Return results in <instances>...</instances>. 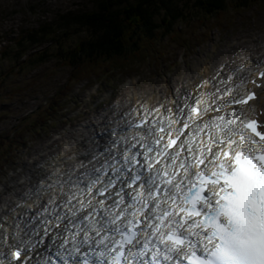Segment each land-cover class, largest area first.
I'll return each instance as SVG.
<instances>
[{
	"label": "snow or ice",
	"instance_id": "1",
	"mask_svg": "<svg viewBox=\"0 0 264 264\" xmlns=\"http://www.w3.org/2000/svg\"><path fill=\"white\" fill-rule=\"evenodd\" d=\"M248 63L127 112L82 100L76 146L0 184V264H264V109L249 103L264 64Z\"/></svg>",
	"mask_w": 264,
	"mask_h": 264
},
{
	"label": "rangeland",
	"instance_id": "2",
	"mask_svg": "<svg viewBox=\"0 0 264 264\" xmlns=\"http://www.w3.org/2000/svg\"><path fill=\"white\" fill-rule=\"evenodd\" d=\"M100 1L0 0V44H9L21 31L47 26L51 28L53 25L54 29H51L48 37L46 34L47 39L43 44L31 52L49 47L50 41L54 39L73 45L84 39L86 33L71 18L97 9ZM106 1L109 5V0ZM111 1L115 7L124 6L118 5L119 1L124 0ZM234 1L227 0L228 8L224 12L206 20L202 18L204 13L196 0H175L176 8H181L191 22L190 25L178 23L175 35L178 32L187 33V38L189 33L196 31L197 37L190 40L191 43H186L192 49L185 52L183 41L173 43V36L160 49L162 57L156 63L145 62L137 69L111 73V77L101 76L100 70H95L84 80L72 81L68 95H56L53 124L42 131L35 132L33 128H24L22 124L28 115L34 114L36 108L44 106L48 98L64 89L62 87L69 82L72 70L57 60H50L34 70L25 68L22 71H19L20 67L24 68L25 65L20 66V63L12 61L1 62L0 135L6 138L16 133L18 127L24 128L22 137L25 142L11 158L0 163V184L12 174L10 165L19 170L24 164L39 162L42 156L51 154L47 151L50 146L63 141L75 147V141L71 138L81 130L73 126L85 119L82 114L84 103L96 101L100 108L111 107L116 112H127L137 100L153 99L154 96V99L162 100V95L155 94L167 91L169 87H184L207 78L215 74L222 64L226 65L224 75H231L227 69L235 66L232 61L239 64L249 59L253 61L252 65L264 63V1L243 11L230 8ZM63 18L67 29L58 25Z\"/></svg>",
	"mask_w": 264,
	"mask_h": 264
},
{
	"label": "trees",
	"instance_id": "3",
	"mask_svg": "<svg viewBox=\"0 0 264 264\" xmlns=\"http://www.w3.org/2000/svg\"><path fill=\"white\" fill-rule=\"evenodd\" d=\"M262 1L264 0H235L230 8L243 11ZM196 2L204 13L202 18L206 20L228 8L227 0H196ZM120 4L124 6L115 7L111 0L109 5L106 0H102L97 9L73 16L71 20H74L78 28L86 33L84 39L76 41L73 45L66 44L64 40L54 39L50 41L49 47L46 46L39 52L32 53L34 48L42 45L47 39H45L46 34L47 37L50 35L49 32L54 29L53 25L51 28L47 26V28L21 31L17 38L9 41V44H0V64L4 61H12L20 63V66L25 65L24 68L20 67L19 71L25 68L34 70L50 60H57L72 70L69 82L67 80L68 83L62 87L64 89L48 98L46 104L34 114L28 115L23 122L24 128H33L35 132L47 129L54 118L53 103L56 95L58 93L68 95L70 92L68 87L71 86L72 81L89 77L95 70L107 74L137 69L145 62L156 63L162 57L160 49L173 36V43L183 41L185 52L192 49L187 47L186 43H191L190 40L197 37L196 31L189 33L187 38V33L178 32L175 35L178 23L191 24L183 10L176 8L175 0H132L131 3L124 0L119 1L118 5ZM64 20L65 18L58 25L67 29ZM202 28L203 26L200 27L201 30ZM24 128L17 129V132L11 136L0 139V163L11 158L25 142L22 137Z\"/></svg>",
	"mask_w": 264,
	"mask_h": 264
},
{
	"label": "bare ground",
	"instance_id": "4",
	"mask_svg": "<svg viewBox=\"0 0 264 264\" xmlns=\"http://www.w3.org/2000/svg\"><path fill=\"white\" fill-rule=\"evenodd\" d=\"M253 65H250V66H247L248 68H251ZM247 71V70H246ZM193 85V84H192ZM192 85H191V87H190V89L192 88ZM168 88V87H167ZM263 97V94H261L260 96H259V98H258V102L256 103V106H257V108H262V106L264 107V103H263V105L261 106V100L263 99L262 98ZM154 98H155V96H154ZM153 98V99H154ZM263 101V100H262ZM258 104V105H257Z\"/></svg>",
	"mask_w": 264,
	"mask_h": 264
}]
</instances>
